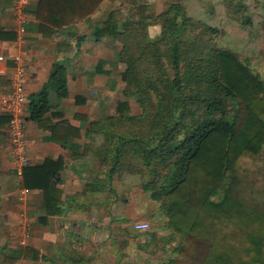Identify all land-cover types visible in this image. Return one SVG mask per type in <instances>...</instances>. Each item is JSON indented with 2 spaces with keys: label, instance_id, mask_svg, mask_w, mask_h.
<instances>
[{
  "label": "trees",
  "instance_id": "16d2710c",
  "mask_svg": "<svg viewBox=\"0 0 264 264\" xmlns=\"http://www.w3.org/2000/svg\"><path fill=\"white\" fill-rule=\"evenodd\" d=\"M13 1L0 0V15ZM111 1L36 0L31 14L44 34L89 20ZM127 1L129 17L111 10L93 25L94 40L101 35L117 45L125 84L114 114L87 125L90 171L83 193L113 194L114 182L139 177L142 192L160 203L168 230L181 239L172 251L179 258L166 250L162 264H264V81L218 47L221 31L187 15L185 0H165L157 15L147 0ZM224 6L242 26L252 25L241 0H224ZM151 27H158L154 38ZM5 39L16 40V34L0 32ZM50 93L58 102L67 97L61 63L31 101L28 120L41 122L54 108ZM130 99L139 102V114L129 115ZM48 132L63 148L80 137L66 121ZM62 170L60 161H45L27 166L22 178L26 187L48 195ZM142 236V252L150 246L156 251L163 240L156 231Z\"/></svg>",
  "mask_w": 264,
  "mask_h": 264
},
{
  "label": "crops",
  "instance_id": "0c3cea01",
  "mask_svg": "<svg viewBox=\"0 0 264 264\" xmlns=\"http://www.w3.org/2000/svg\"><path fill=\"white\" fill-rule=\"evenodd\" d=\"M35 4L36 0H29L25 41H0V55L4 57L0 62V264H78L85 256L82 250H77L82 241L90 243L105 236L93 232L100 227L99 219L96 224L87 217L99 211V201L95 195L83 193L90 171L84 154L90 139L85 137V132L90 122L115 108L125 78L117 45L101 35L99 40H94L93 25L100 19L103 7L89 20H78L60 30L44 29L42 34L39 22L31 14ZM53 13L62 14L58 10ZM16 29L10 6L0 15V32L11 36ZM15 55L22 56L26 70L24 131L28 166H40L45 161H60L63 165L60 180L49 186L48 195L40 189L26 187L24 179L15 175L14 157L6 135L7 120L1 111V100L10 86L11 59ZM57 63L66 68L67 97L58 102L55 94L50 93L48 99L54 108L41 122L28 120L31 101H36ZM64 121L80 129V137L69 140L66 148L53 142L48 132V128ZM90 166L95 168L94 160ZM34 174L28 172V177ZM22 190L28 192L19 200ZM22 240L24 246L20 245ZM99 251H102L100 247L88 252L85 261L100 262L96 257Z\"/></svg>",
  "mask_w": 264,
  "mask_h": 264
},
{
  "label": "rangeland",
  "instance_id": "374dc122",
  "mask_svg": "<svg viewBox=\"0 0 264 264\" xmlns=\"http://www.w3.org/2000/svg\"><path fill=\"white\" fill-rule=\"evenodd\" d=\"M147 3L155 15L166 9L165 0H147ZM241 3L248 7L246 15L250 17L252 25L242 26L236 16L232 17L228 14L224 0H185L183 6L187 15L217 27L222 33L217 41L218 47L232 53L242 62H246L264 81V42L261 39L262 29H264V0H241ZM108 4L109 2L99 14L100 19L105 18L111 10L124 18L131 15L132 7L128 6L127 0H112L109 6ZM148 32L150 37L154 38L158 33V27H151ZM128 102L129 115L139 114V102L135 99H130ZM113 110L107 111L104 116L113 115ZM262 155L264 157V148ZM95 163L97 165L96 161ZM141 183L139 177L123 178L119 182H114L113 194L105 190L102 195H95V200L99 201L97 204L99 211L87 217L88 219L91 217L96 224V219H99L100 227L94 228L93 232L99 231L105 233V236H102L103 238L99 241L90 243L82 241V245L77 250H82L85 256L83 261H78V264L83 262L88 264L89 262L85 261L89 257L88 252L98 247L102 251H99L100 255L96 256L100 260L97 264H162L166 250L175 259L179 258L172 254V251L181 239L168 230L167 219L160 203L154 202L150 194L142 192ZM212 199L220 201L221 196H215ZM138 221L148 224V232L140 234L132 230L134 223ZM155 231L156 238L163 239L158 241V249L155 251L153 246H150L142 252L139 247L144 246L146 240V237L142 235Z\"/></svg>",
  "mask_w": 264,
  "mask_h": 264
},
{
  "label": "built area",
  "instance_id": "2783aa9c",
  "mask_svg": "<svg viewBox=\"0 0 264 264\" xmlns=\"http://www.w3.org/2000/svg\"><path fill=\"white\" fill-rule=\"evenodd\" d=\"M28 5L29 0L13 1L12 9L17 23L15 32L17 43H23L25 41ZM3 60L4 57L0 55V62ZM11 62L12 74L10 77V86L8 92L1 100V111L8 119L6 135L14 157L15 175L19 179H22L23 171L28 166V143L24 131V115L26 110L24 81L26 78V70L21 55L13 56ZM27 192L28 190H22L18 197L19 200H23ZM148 228V224L144 221H138L133 226L136 232H144ZM20 245L24 246L25 242L23 240L20 241Z\"/></svg>",
  "mask_w": 264,
  "mask_h": 264
}]
</instances>
